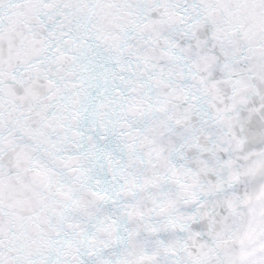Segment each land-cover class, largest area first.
I'll list each match as a JSON object with an SVG mask.
<instances>
[{
	"label": "snow or ice",
	"instance_id": "obj_1",
	"mask_svg": "<svg viewBox=\"0 0 264 264\" xmlns=\"http://www.w3.org/2000/svg\"><path fill=\"white\" fill-rule=\"evenodd\" d=\"M0 264H264V0H0Z\"/></svg>",
	"mask_w": 264,
	"mask_h": 264
}]
</instances>
